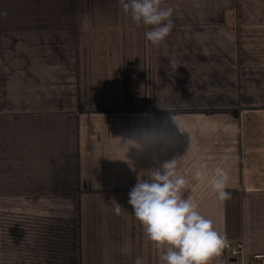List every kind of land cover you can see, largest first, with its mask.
Listing matches in <instances>:
<instances>
[{"label":"crops","instance_id":"crops-1","mask_svg":"<svg viewBox=\"0 0 264 264\" xmlns=\"http://www.w3.org/2000/svg\"><path fill=\"white\" fill-rule=\"evenodd\" d=\"M163 3L152 45L117 0H0V196L75 210L74 227L0 231V264H161L128 194L172 159L226 240L211 264H264V0ZM161 130L168 147L144 144Z\"/></svg>","mask_w":264,"mask_h":264},{"label":"clouds","instance_id":"clouds-1","mask_svg":"<svg viewBox=\"0 0 264 264\" xmlns=\"http://www.w3.org/2000/svg\"><path fill=\"white\" fill-rule=\"evenodd\" d=\"M118 6L130 14L137 27L146 26L145 38L152 45H161L171 32L173 9L164 5L163 0H117ZM6 17L7 13H0ZM171 141L164 131H153L144 137L149 147L165 149ZM138 150L143 145L137 143ZM176 159L166 160L151 169L148 179L139 180L129 192L128 203L144 228L145 235L160 252L161 264H211L214 257L221 255L226 245L225 238L214 230L212 222L202 216L195 202L182 193L189 188L188 181L178 175ZM202 178V173H197ZM229 176L217 167L210 179V185L221 201L231 199L225 189ZM121 206L116 203L115 214ZM124 255L131 254L130 245L121 248ZM133 264H146L137 256Z\"/></svg>","mask_w":264,"mask_h":264},{"label":"rangeland","instance_id":"rangeland-1","mask_svg":"<svg viewBox=\"0 0 264 264\" xmlns=\"http://www.w3.org/2000/svg\"><path fill=\"white\" fill-rule=\"evenodd\" d=\"M3 196L5 195L0 197ZM59 204L60 203L57 202H17L9 199L8 196L3 197L0 199V231L5 233L4 236H7L9 235L8 228L18 224L49 226L53 229L58 228V230L65 226L74 227L75 210L73 209L69 210L67 213H60ZM71 206H73V203H71ZM15 216H18V218ZM29 236L34 241H41L43 237L40 234H29ZM62 236V239L56 237L51 241L52 255L48 257V260L53 263L59 262V256L57 252L54 251L56 245L53 242L63 241L65 238L64 235ZM66 236L72 238L71 234Z\"/></svg>","mask_w":264,"mask_h":264},{"label":"built area","instance_id":"built-area-1","mask_svg":"<svg viewBox=\"0 0 264 264\" xmlns=\"http://www.w3.org/2000/svg\"><path fill=\"white\" fill-rule=\"evenodd\" d=\"M233 254H235V252H232Z\"/></svg>","mask_w":264,"mask_h":264}]
</instances>
